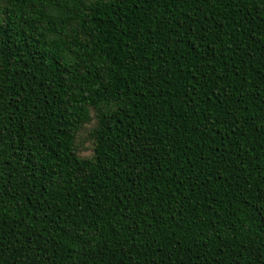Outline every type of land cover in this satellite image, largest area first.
<instances>
[{
    "label": "trees",
    "instance_id": "trees-1",
    "mask_svg": "<svg viewBox=\"0 0 264 264\" xmlns=\"http://www.w3.org/2000/svg\"><path fill=\"white\" fill-rule=\"evenodd\" d=\"M0 264H264V0H0Z\"/></svg>",
    "mask_w": 264,
    "mask_h": 264
},
{
    "label": "rangeland",
    "instance_id": "rangeland-1",
    "mask_svg": "<svg viewBox=\"0 0 264 264\" xmlns=\"http://www.w3.org/2000/svg\"><path fill=\"white\" fill-rule=\"evenodd\" d=\"M94 123L86 126L79 134L76 141V148L80 157H91L93 154V141L90 138V130Z\"/></svg>",
    "mask_w": 264,
    "mask_h": 264
}]
</instances>
